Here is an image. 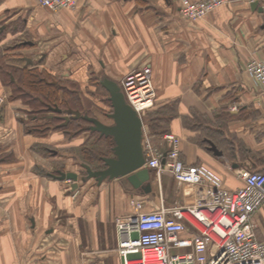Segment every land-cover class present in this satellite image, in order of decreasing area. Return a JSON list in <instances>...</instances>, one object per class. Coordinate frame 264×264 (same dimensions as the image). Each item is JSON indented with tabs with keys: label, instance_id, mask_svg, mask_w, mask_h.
I'll return each instance as SVG.
<instances>
[{
	"label": "crops",
	"instance_id": "crops-1",
	"mask_svg": "<svg viewBox=\"0 0 264 264\" xmlns=\"http://www.w3.org/2000/svg\"><path fill=\"white\" fill-rule=\"evenodd\" d=\"M73 1L75 9L53 13L35 0H0L1 56L19 69L78 80L82 90L90 76L119 81L149 66L156 93L152 109L170 116L165 134L178 138L183 164L216 172L224 191L241 186L239 170L264 167V94L245 71L251 59L264 60L261 13L227 0L192 23L180 17L179 0ZM35 52L38 60L31 58ZM24 110L18 100L7 99L0 79V264H121L114 221L132 212L131 201L150 212L220 199L206 186L175 182L167 171L158 178L150 171L147 191L146 185L134 190L125 177L100 184L86 179L77 171L85 134L42 135L38 128L46 120L24 119ZM144 131L158 152L167 151L165 134ZM56 166L78 175L75 189L47 176L60 170L51 172ZM254 221L256 238L263 241L258 213ZM184 225L182 237L196 233Z\"/></svg>",
	"mask_w": 264,
	"mask_h": 264
},
{
	"label": "built area",
	"instance_id": "built-area-1",
	"mask_svg": "<svg viewBox=\"0 0 264 264\" xmlns=\"http://www.w3.org/2000/svg\"><path fill=\"white\" fill-rule=\"evenodd\" d=\"M239 1L256 2L264 19V0ZM35 3L53 13L75 9L73 0H35ZM226 3L227 0H179V15L195 23ZM245 71L264 94V60L251 59ZM119 84L125 102L138 117L142 118L153 108L156 93L149 66L124 75ZM236 110V106L231 108ZM162 138L168 145L165 153L158 152L143 132L145 168L157 178L167 171L179 184L206 186L218 192L220 199L196 206L161 207L150 212L139 211L131 201L132 212L114 221L121 264H264V240L256 238L254 221L255 214L264 208V167L257 171L239 170L236 178L241 186L224 191L216 172L204 165L182 163L177 137L165 134ZM184 222L196 233L182 237L187 232Z\"/></svg>",
	"mask_w": 264,
	"mask_h": 264
},
{
	"label": "trees",
	"instance_id": "trees-1",
	"mask_svg": "<svg viewBox=\"0 0 264 264\" xmlns=\"http://www.w3.org/2000/svg\"><path fill=\"white\" fill-rule=\"evenodd\" d=\"M0 79L7 89V99L9 101L18 100L21 104L30 107L32 115L38 116V119L46 120V123L38 128L42 135H48L51 131H58L63 133L66 138L72 139L87 132L88 138L81 147V156L77 157L81 163L89 166L92 171L103 168L102 158H106L111 154L112 140L89 130L92 124L85 121L81 115L88 112L91 104L86 101L84 96H82L83 99L80 97L79 91L72 86H68L71 85V80L61 79V81H56L46 73L39 72L36 69L16 68L10 65L8 60L1 55ZM53 81H56L55 85L51 84ZM95 81L97 82L93 78L92 82ZM96 86L99 90H102L98 82ZM53 107L70 116L69 120L63 123L61 121L63 119L60 118V120L58 116L50 115ZM165 111L158 108L144 113L142 121L147 133L163 135L167 132L164 126H166L170 116H167ZM98 112L103 113L101 110ZM72 113L81 115L74 118Z\"/></svg>",
	"mask_w": 264,
	"mask_h": 264
},
{
	"label": "water",
	"instance_id": "water-1",
	"mask_svg": "<svg viewBox=\"0 0 264 264\" xmlns=\"http://www.w3.org/2000/svg\"><path fill=\"white\" fill-rule=\"evenodd\" d=\"M252 10L261 13L257 3H251ZM26 62L31 65L30 60ZM55 84V82L51 83ZM102 88L108 94V101L111 107L109 119L112 125H105L95 119L83 117L85 121L91 123L89 128L91 132H97L100 136L109 137L112 140L111 157L102 158L103 168L98 171H92L89 166L81 165L85 172L86 179H93L98 184L105 180H114L125 177L134 190H146L150 186V171L144 167L145 159L142 149L143 124L138 115L126 104L120 88L114 80L104 78L101 81ZM52 113L60 114L62 111L56 107L51 108ZM69 114V113H68ZM74 118L80 116L79 113H72ZM65 122L68 118H62ZM208 150L217 157L222 153L212 144L208 143ZM164 161H162L163 163ZM49 178L55 181H68L74 184L72 189L77 187L78 175L72 172L57 171L56 174H48Z\"/></svg>",
	"mask_w": 264,
	"mask_h": 264
},
{
	"label": "rangeland",
	"instance_id": "rangeland-1",
	"mask_svg": "<svg viewBox=\"0 0 264 264\" xmlns=\"http://www.w3.org/2000/svg\"><path fill=\"white\" fill-rule=\"evenodd\" d=\"M36 44V43H35ZM1 53V52H0ZM1 55V54H0ZM31 58H33L34 60H38L39 59V54L37 53V52H35V54H33L32 55V57ZM45 77H47V76H45ZM49 77L51 78V79H54V80H56V81H61V79H59V77H61V76H58V75H54V76H51V75H49ZM91 77V76H90ZM88 78V77H87ZM101 77H97V80L99 81V82H101V79H100ZM72 82H71V85H68V86H72L75 90H77V91H79V93L83 96V94H85L86 95V100H87V102H91L92 103V105H93V108H92V110H93V114L98 118V120L101 122V123H103V124H106V125H112V121L111 120H107L105 117H103V115H101V113H99L98 111H99V109L102 107V104H101V99L102 98H105V97H107V95H105V94H103L102 92H100V90L97 92V93H94V94H92V96H91V93H90V91L89 92H86V88H85V90H82V88H83V85H81V83L80 82H78V80H76L77 82H75L74 80H71ZM74 81V82H73ZM120 81V80H119ZM86 85H91V82H89V78H88V80H86V83H85V86ZM6 89V88H5ZM82 91H81V90ZM92 91H93V89H92ZM6 93H8L7 92V89H6ZM90 94V95H89ZM96 94V95H95ZM91 98V100H89V99ZM94 103H98V106H99V108H97V109H95V107H94ZM264 104V102L263 101H261V105H259L260 107L259 108H261V107H263L262 105ZM23 106L25 107V110L24 111H26L25 113H27L26 115V119L27 118H29V119H31V116H32V112H31V109H30V107L29 106H27V105H24L23 104ZM21 116H23L24 117V119H25V115L24 114H22ZM143 118V117H142ZM30 125V124H29ZM42 125H44V124H42ZM84 138H86L85 139V141L87 140V138H88V134H85L84 136H83ZM68 139V138H67ZM259 140H257V142H258ZM53 149V148H52ZM240 150H242V151H247L245 148H244V144H242V147H241V149ZM56 151V150H55ZM71 155H76L77 153H78V151H70L69 152ZM261 153V155L262 156H260L262 159L264 158V150H263V152H260ZM56 169H60V171H63L64 169H65V167H58V166H56V167H52V170L53 171H51V172H54ZM77 171H79L80 173H81V176L83 177L84 175H83V173H84V171L82 170V169H78ZM64 172V171H63ZM261 212H263V214H261ZM258 219H259V223H257V225L259 226V225H261L262 227H263V229H264V208L258 213Z\"/></svg>",
	"mask_w": 264,
	"mask_h": 264
},
{
	"label": "flooded vegetation",
	"instance_id": "flooded-vegetation-1",
	"mask_svg": "<svg viewBox=\"0 0 264 264\" xmlns=\"http://www.w3.org/2000/svg\"><path fill=\"white\" fill-rule=\"evenodd\" d=\"M93 78H95L96 80H97V77H90V79H89V82H91V85L89 86H87V90H86V92H89L90 91V93H91V96H92V94H94V93H97L98 91H99V89H98V87L96 86V83L98 82V84H99V86H100V88L102 89V90H100V92H102L103 94H105V95H107V97H105V98H102L101 99V104H102V107L99 109V110H101L103 113L101 114V115H103V117H105L107 120H110L109 119V115L111 114V107H110V103H109V101H108V94L106 93V91L102 88V86H101V82H99L98 80H97V82L95 81V82H92V80H93ZM62 79H66L67 80V78L66 77H62ZM104 79V78H103ZM102 79V80H103ZM101 80V81H102ZM53 82H55V84H56V81H53ZM53 82H51V83H53ZM116 83H117V85H118V87H119V82L118 81H115ZM55 84H53V85H55ZM120 88V87H119ZM92 89H93V91H92ZM120 92H121V89H120ZM90 95V94H89ZM96 95V94H95ZM83 96L85 97V98H87L86 97V95L85 94H83ZM80 97L83 99V97H82V95L80 94ZM89 99V98H88ZM85 100V99H84ZM89 100H91V98L89 99ZM87 101V100H86ZM90 104H91V106H90V108H89V110H88V112L87 113H83L81 116H83V117H87V118H91V119H95V120H97V121H99L98 120V118L93 114V110H92V108H93V106H92V103L90 102ZM94 107H95V109H97V108H99V106H98V103H94ZM62 111V110H61ZM50 115H54V116H58V118L60 119H62V118H65V117H67L68 118V120H69V117L70 116H68L67 114H65L63 111L60 113V114H57V113H50ZM26 116L27 115H25V118H26ZM38 116H34V115H32L31 116V119H33V120H37L38 118H37ZM27 119H29V118H27ZM60 119V120H61ZM63 123H65V120H61ZM106 125V124H105ZM107 126H109V125H107ZM88 127H90V126H88ZM83 134H88L87 132H84V133H82V135ZM83 175H85V173L83 174Z\"/></svg>",
	"mask_w": 264,
	"mask_h": 264
}]
</instances>
